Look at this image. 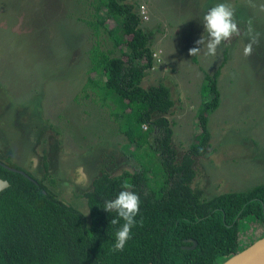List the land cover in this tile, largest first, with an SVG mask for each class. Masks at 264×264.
<instances>
[{"label":"rangeland","instance_id":"374dc122","mask_svg":"<svg viewBox=\"0 0 264 264\" xmlns=\"http://www.w3.org/2000/svg\"><path fill=\"white\" fill-rule=\"evenodd\" d=\"M130 2L137 11L139 5L144 7L146 20L140 27L152 32L153 65L140 85L161 82L170 87L174 106L165 117L171 122L177 157L196 130L203 73L211 74L226 57L217 77L219 104L207 120L209 146L193 160L191 186L210 197L263 183L264 12L249 7L247 0L233 5L241 31L251 18L260 33L250 56L243 55L248 39L241 36L222 44L215 57L203 53L192 57L189 49L204 33L203 15L222 0ZM253 2L259 5L264 0ZM97 3L102 5L103 0ZM91 4L93 0H0V155L40 178V155L45 150L53 179V184L45 180V185L85 216L83 193L101 169L117 175L138 167L129 155L132 146L117 131L107 109L94 103L92 94L83 95L87 49L94 41L85 23L94 19ZM105 22L114 25L109 18ZM100 40L102 48L110 46ZM252 236L256 238L254 232ZM246 240V233L239 231L238 247Z\"/></svg>","mask_w":264,"mask_h":264},{"label":"trees","instance_id":"16d2710c","mask_svg":"<svg viewBox=\"0 0 264 264\" xmlns=\"http://www.w3.org/2000/svg\"><path fill=\"white\" fill-rule=\"evenodd\" d=\"M95 2L94 19L85 20L94 41L87 49L83 95L92 94L91 100L107 109L132 146L129 155L138 167L117 175L101 169L83 193L85 216L45 185V180L53 184L45 150L40 178L0 155V178L8 182L0 192V264H216L264 236V182L210 197L191 186L193 160L209 146L207 120L219 104L217 77L226 57L211 74L203 73L196 130L177 157L165 117L174 106L170 87L161 82L140 85L153 65L152 32L140 27L130 0ZM108 18L114 22L111 27ZM100 38L110 46L102 48ZM9 168L23 170L33 181ZM125 181L140 197V212L124 250L113 252L123 221L112 225L116 214L104 211L103 204L118 195ZM239 231L246 233L243 247H238ZM187 239L196 242L192 249L186 248L192 244Z\"/></svg>","mask_w":264,"mask_h":264},{"label":"clouds","instance_id":"9594fccd","mask_svg":"<svg viewBox=\"0 0 264 264\" xmlns=\"http://www.w3.org/2000/svg\"><path fill=\"white\" fill-rule=\"evenodd\" d=\"M248 6L264 12V3L256 4L253 0H247ZM204 33L196 41V47L189 49V55L194 57L203 53L206 57H215L217 49L222 45H227L234 37H246L248 43L244 46L243 55L248 57L253 51V46L259 43L260 33L255 32L251 18L247 21L246 29L242 32L235 19V8L231 3L220 2L211 7L201 21ZM202 46V47H201ZM122 190L111 200L103 204L104 211L115 213L111 220L112 225H117L120 221L123 224L115 232V239L111 251L122 252L126 243L131 239L132 228L138 223L136 217L140 212V197L133 192L132 185L125 181ZM142 224V221H140Z\"/></svg>","mask_w":264,"mask_h":264},{"label":"water","instance_id":"95a60500","mask_svg":"<svg viewBox=\"0 0 264 264\" xmlns=\"http://www.w3.org/2000/svg\"><path fill=\"white\" fill-rule=\"evenodd\" d=\"M0 165H3L2 162H0ZM9 169L17 171L24 177L32 180V178H30L23 170H17L14 168ZM7 186L8 182L5 179L0 178V192ZM187 241L192 244L186 248L192 249L196 244V242L192 239H187ZM219 264H264V236L254 240L243 249L230 254Z\"/></svg>","mask_w":264,"mask_h":264},{"label":"built area","instance_id":"2783aa9c","mask_svg":"<svg viewBox=\"0 0 264 264\" xmlns=\"http://www.w3.org/2000/svg\"><path fill=\"white\" fill-rule=\"evenodd\" d=\"M138 15H139L141 20H143V21L146 20L145 10H144V7L142 5H139Z\"/></svg>","mask_w":264,"mask_h":264},{"label":"crops","instance_id":"0c3cea01","mask_svg":"<svg viewBox=\"0 0 264 264\" xmlns=\"http://www.w3.org/2000/svg\"><path fill=\"white\" fill-rule=\"evenodd\" d=\"M223 2H224V0H222ZM232 1V5H234L235 6V3H237L236 5H239V0H237V2H235L236 0H231ZM229 3V2H228ZM240 6V5H239ZM235 8V7H234Z\"/></svg>","mask_w":264,"mask_h":264}]
</instances>
